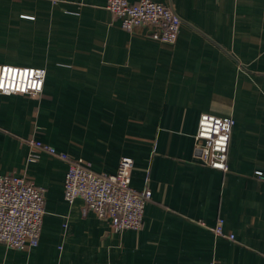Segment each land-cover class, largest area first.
Wrapping results in <instances>:
<instances>
[{"label":"crops","instance_id":"1","mask_svg":"<svg viewBox=\"0 0 264 264\" xmlns=\"http://www.w3.org/2000/svg\"><path fill=\"white\" fill-rule=\"evenodd\" d=\"M152 1L182 19L175 44L123 29L107 0H0V65L47 71L41 94H0V175L44 188L46 210L38 246L0 242V264H264V0ZM202 114L235 121L228 171L197 157ZM31 138L97 174L133 158L142 228L68 203V162L28 163Z\"/></svg>","mask_w":264,"mask_h":264},{"label":"built area","instance_id":"2","mask_svg":"<svg viewBox=\"0 0 264 264\" xmlns=\"http://www.w3.org/2000/svg\"><path fill=\"white\" fill-rule=\"evenodd\" d=\"M54 3L60 0H52ZM106 8L120 20L123 29L134 32L148 28L154 40L175 44L183 21L171 8L152 0H107ZM47 71L42 68L0 65V94L38 95L44 90ZM235 121L231 117L202 114L196 135V152L204 164L228 171V154ZM28 163L37 162L47 152L68 162L64 198L72 204L82 199L100 219L108 220L116 232L139 230L145 207L152 197L149 190L132 187L134 159L123 156L112 174H97L85 160H73L52 146L31 138ZM257 175L264 180L262 172ZM45 210V189L26 176L0 175V242L8 248L29 250L40 242ZM219 219L216 235L225 234Z\"/></svg>","mask_w":264,"mask_h":264}]
</instances>
